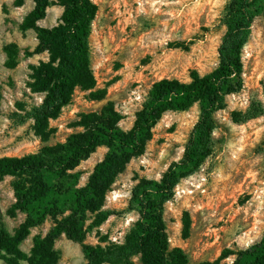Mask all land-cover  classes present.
Listing matches in <instances>:
<instances>
[{
	"label": "rangeland",
	"instance_id": "obj_1",
	"mask_svg": "<svg viewBox=\"0 0 264 264\" xmlns=\"http://www.w3.org/2000/svg\"><path fill=\"white\" fill-rule=\"evenodd\" d=\"M47 11L38 26L53 28L60 22L64 7L60 0ZM232 0H93L99 11L92 25L91 59L97 91L103 100H92L90 92L76 88L71 103L61 116L50 122L54 131L48 141L37 136L33 121L18 126L10 115L22 102L27 110L40 105L44 95L29 88L30 66L47 61L48 55H32L38 44L35 30L20 26L34 7L26 0L15 7L14 0H0V158L24 157L45 147L65 144L70 136L84 132L78 126L83 114L101 113L113 105L118 127L129 132L153 84L163 79L190 82V74L211 73L219 64L218 48L226 33L223 19ZM244 48V87L227 97L217 114L215 148L194 175L182 180L175 197L164 205L163 215L171 248L182 249L189 264L215 262L225 250L240 251L264 237V2ZM19 50L15 69L6 67L5 47ZM200 117L194 105L185 112L168 111L153 129L145 153L132 159L112 189L94 211L84 218V243L103 248L124 242L139 215L127 212L132 189L143 180L161 181L173 162L185 153L191 132ZM109 148L99 147L68 171L65 193L85 187L96 165ZM13 177L0 180V228L13 235L26 215L10 213L16 202ZM116 193L123 197L116 198ZM109 212L98 225L101 213ZM188 212L191 235L184 239L182 218ZM71 214L67 211L64 216ZM32 230L20 246L30 253L33 239L45 236L53 225ZM59 264H87L82 246L62 237L56 242ZM230 256L220 264H234ZM141 264L140 257L134 258ZM0 264H6L0 257Z\"/></svg>",
	"mask_w": 264,
	"mask_h": 264
},
{
	"label": "trees",
	"instance_id": "obj_2",
	"mask_svg": "<svg viewBox=\"0 0 264 264\" xmlns=\"http://www.w3.org/2000/svg\"><path fill=\"white\" fill-rule=\"evenodd\" d=\"M26 0H14L15 7H23ZM34 7L20 28L35 30L38 44L32 55H48L47 61L31 65L29 88L44 95L40 105L27 110L17 103V112L10 119L18 126L33 121V130L48 141L53 130L50 122L58 119L68 106L76 88L90 92L92 100H103L105 91H97L92 70V25L99 8L93 0H60L64 12L57 26L44 28L38 22L47 17L51 0H33ZM264 0H232L226 9L223 24L226 33L218 48L219 64L214 71L201 75L190 74V82L163 79L153 84L141 111L129 132L118 127L119 117L114 106L101 113L83 114L78 126L84 132L70 136L65 144L45 147L39 153L24 157L0 158V180L13 177L16 202L10 213L26 215L24 222L13 235L0 228V257L6 264H59L60 253L55 245L62 237L82 246L87 264H189L185 252L171 248L170 236L164 220V205L175 197L180 182L194 175L214 151V133L219 129L217 114L226 108L227 97L238 94L244 87V48L251 35L255 19L261 12ZM6 67L15 69L19 50L16 45L5 47ZM200 107V117L186 145L183 158L173 162L161 181L143 180L131 191L127 212L139 215L125 236L124 242L108 248L84 243V218L94 211L112 189L128 163L142 156L153 138V129L168 111L185 112L194 105ZM109 152L99 162L85 187L65 193L63 181L68 171L74 170L81 160L99 147ZM67 211L71 214L64 216ZM110 213H101L98 225ZM53 219L48 233L33 239L30 253L20 246L30 237L32 230ZM183 238L191 235L192 220L185 212L182 218ZM235 256L234 264H264V237L245 250H225L215 262L220 264Z\"/></svg>",
	"mask_w": 264,
	"mask_h": 264
},
{
	"label": "bare ground",
	"instance_id": "obj_3",
	"mask_svg": "<svg viewBox=\"0 0 264 264\" xmlns=\"http://www.w3.org/2000/svg\"><path fill=\"white\" fill-rule=\"evenodd\" d=\"M120 197H123V196L121 194L116 193V198H120Z\"/></svg>",
	"mask_w": 264,
	"mask_h": 264
}]
</instances>
